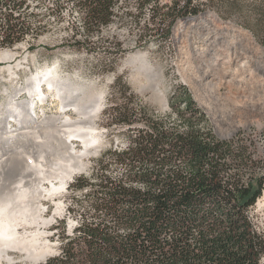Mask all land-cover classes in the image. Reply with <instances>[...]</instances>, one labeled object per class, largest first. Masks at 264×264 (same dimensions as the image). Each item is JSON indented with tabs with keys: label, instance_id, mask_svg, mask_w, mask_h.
Returning a JSON list of instances; mask_svg holds the SVG:
<instances>
[{
	"label": "trees",
	"instance_id": "1",
	"mask_svg": "<svg viewBox=\"0 0 264 264\" xmlns=\"http://www.w3.org/2000/svg\"><path fill=\"white\" fill-rule=\"evenodd\" d=\"M66 1L81 13L72 36L84 46L108 25L119 0ZM135 1L154 4L137 47L166 43L177 16L198 12L192 0ZM228 2L234 7L236 0ZM248 4V11L240 5L244 23L264 46V0ZM22 6L0 2V47L13 46L29 29L13 16ZM167 98L169 110L159 114L136 103L130 87H112L101 124L124 143L101 151L87 175L67 184V210L79 206L80 219L70 234L64 220L56 224L59 254L42 264H264V230L251 213L264 193V127L254 137L238 132L221 139L186 85L174 86Z\"/></svg>",
	"mask_w": 264,
	"mask_h": 264
},
{
	"label": "rangeland",
	"instance_id": "2",
	"mask_svg": "<svg viewBox=\"0 0 264 264\" xmlns=\"http://www.w3.org/2000/svg\"><path fill=\"white\" fill-rule=\"evenodd\" d=\"M16 1L22 2L23 6L15 10L13 16L26 23L29 29L13 46L0 47V117L12 111L11 101H23L22 107L34 109L38 116L42 113L47 117L57 115L62 110V100L52 90H46L41 102L42 94L37 91V95H31L28 91L31 78L36 74L48 72L51 77L59 78L64 82V88L85 101L86 110L94 105L89 102L90 96H101L91 118H85L79 128L56 124L59 131L53 132V139H57L55 142L61 147L72 129H79L78 132L90 141L85 143L79 137L69 136L73 139L72 149L80 157L77 155L72 159L54 154L47 157L46 173L49 176L46 175L47 178L40 183L45 190H49L52 184L58 186L56 175L65 171L73 173L71 178L67 177L68 183L79 174L87 175L101 151L110 145H123L124 139L118 131L107 130L101 124V112L115 85L130 87L136 103L159 114L168 112L167 97L172 88L186 85L221 139L231 138L238 132L254 137L263 129L264 57L242 38L250 35L257 46L264 48L244 23L243 14L249 8L247 4L254 0H236L234 7L229 5V0H192L191 5H195L198 12L177 16L166 43L157 45L151 42L145 47H137L136 41L153 12L154 4L139 7L135 0H119L108 25L93 32L88 45L79 46L75 41L81 36H72V26L80 30L82 24L76 6L66 0ZM161 1L160 5L171 3V0ZM240 5L247 7L244 12ZM251 19L252 16L250 22ZM226 23L233 24L234 31ZM96 45H106L111 50L120 47L121 51L97 53L89 47ZM204 73L210 76L205 78ZM43 86L48 88L46 84ZM65 108V116L78 117L72 106ZM16 124L12 120L9 122L12 128ZM10 135V132L0 135V152ZM35 135L31 131V140ZM39 137L43 134L39 133ZM15 138L16 141L25 139L22 135ZM260 143L259 140L255 142L262 148ZM85 149L86 152L81 154ZM31 155L27 169L31 178L41 179L37 176L42 177L41 167L44 165L41 166L37 152L32 149ZM73 195L79 197L78 192ZM68 200V191L64 188L41 193V209L31 211V226L21 225L19 230L20 236L31 233V255L15 251L11 260H3L0 264H42L49 257L58 255L62 229L61 226L55 227L56 224L64 220L65 231L70 234L80 219L79 206L68 212ZM251 213L257 226L264 230V193Z\"/></svg>",
	"mask_w": 264,
	"mask_h": 264
},
{
	"label": "bare ground",
	"instance_id": "3",
	"mask_svg": "<svg viewBox=\"0 0 264 264\" xmlns=\"http://www.w3.org/2000/svg\"><path fill=\"white\" fill-rule=\"evenodd\" d=\"M226 24L230 25L234 31L233 24ZM237 32L239 36H241L238 29ZM242 38L250 42L249 44H252V49L254 48L258 52L260 51V54L264 57V50L257 46L250 35H246ZM208 76L210 75L204 73L205 78ZM63 83L64 82L59 78L51 77L50 74L46 72L41 75L36 74L32 77L30 83L31 88L28 90L31 92V95H37V91L42 94V96H40V102L44 100L46 90H52V92L62 100V110L59 111L57 115L52 114L47 117L42 113L38 116L34 109L31 110L29 107H22L23 101H11L12 104L10 106L12 107V111L8 112L5 117H0V130H2L0 135H2L3 132H10L12 134V136L10 135L11 138H8L2 145V152H0V262L3 260H11V254L15 251L23 254L26 253L28 256L31 255V233L30 235L20 236L19 230L22 228L21 225H23V227L31 226V211L36 212L41 209L39 205L41 193L51 192L59 187L66 190L65 187L68 183L67 177L73 175L71 170L65 171L66 173L57 174L56 179L59 185L55 187V185L52 184L49 190H45L41 187L42 185L40 183L49 176L46 173L48 169V161H46V159L53 154L59 157H64L65 155L72 159L79 155L77 154L78 152L76 153V151L72 149L71 141L73 139L69 136L74 135L79 137L83 139L85 143L90 141V139L82 136L81 133L78 132L79 129H74L75 131L72 129L75 133L72 132V130L70 131V135L65 140L66 143L64 147H61L60 144H57L58 142H55L57 139H53L55 138L53 137V132L55 133L58 129L57 123H62V125H66L67 127L75 126V128H79L80 125H82L81 123L91 118V115L96 110L95 104L101 99L100 95L90 96L89 102L94 103V105L91 106V109L86 110L84 108L85 101L72 93V90L64 88L62 86ZM44 84H46L48 88L44 87ZM69 105L72 106V110L78 114L77 118L72 119V117L65 116L64 113L67 111L65 107ZM7 116H10L12 119H9ZM45 118H47L46 121ZM11 120L17 123L14 128L9 125ZM31 131L36 133V139L34 138L31 140ZM39 133L43 134V137H39ZM18 135H22L25 139L16 141L17 138L15 137ZM31 141L33 143H31ZM31 149L37 152V157L39 162H41V166L44 165V168L41 167L42 177H40V175L37 176L41 179L35 180L36 177L31 178L32 174L27 169V164L31 163ZM85 152L86 149L81 154ZM38 165L40 164L38 163ZM35 192H37L38 195L33 196Z\"/></svg>",
	"mask_w": 264,
	"mask_h": 264
},
{
	"label": "water",
	"instance_id": "4",
	"mask_svg": "<svg viewBox=\"0 0 264 264\" xmlns=\"http://www.w3.org/2000/svg\"><path fill=\"white\" fill-rule=\"evenodd\" d=\"M262 49H264L263 47H261Z\"/></svg>",
	"mask_w": 264,
	"mask_h": 264
}]
</instances>
